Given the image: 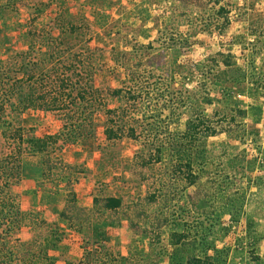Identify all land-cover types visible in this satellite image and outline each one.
I'll list each match as a JSON object with an SVG mask.
<instances>
[{
	"label": "rangeland",
	"instance_id": "rangeland-1",
	"mask_svg": "<svg viewBox=\"0 0 264 264\" xmlns=\"http://www.w3.org/2000/svg\"><path fill=\"white\" fill-rule=\"evenodd\" d=\"M31 47L76 70L75 106L8 115L52 138L0 132V264H264V0H0V60Z\"/></svg>",
	"mask_w": 264,
	"mask_h": 264
},
{
	"label": "trees",
	"instance_id": "trees-1",
	"mask_svg": "<svg viewBox=\"0 0 264 264\" xmlns=\"http://www.w3.org/2000/svg\"><path fill=\"white\" fill-rule=\"evenodd\" d=\"M43 34L44 36L48 35L45 32ZM39 36H41L43 42L44 37L42 33H39ZM47 42V48H52L55 46L53 44L58 43L56 38H54L53 41L47 40ZM61 56L62 55L55 54L52 51L42 52L41 50H35L34 47H31L15 56L13 61H9L10 63H7V65L0 60V132L2 137L8 141H17L21 145L23 142H26L29 149H32L30 153L34 152L38 154L42 152L47 147L48 140H51L52 137H46L47 141L35 136L29 137V135L24 138L22 133L23 130L20 127L14 129V127L8 123L7 118L8 115L13 112H22L28 109L61 111V109H72V107L75 106V102L70 100V96L72 89L71 78L76 70L74 69L72 71L71 69L73 67L70 65L67 67L65 66L66 74L64 71H60V66H58V64L63 62L60 58ZM94 91L93 86H86L78 94L77 100H87L90 92V98L94 99ZM121 94V89L112 91V95L115 98H119ZM67 99L69 101H67ZM65 102H68L69 106L66 104L62 107ZM75 110H78V108L76 107ZM64 116V128H68L69 130L72 128L73 137H82L85 133L83 131L85 130L84 124L87 116L82 115V113L78 114L76 111H72V113L67 112ZM203 119L204 118L197 117L190 120L187 123L185 135L189 134L199 139L200 134H213V132H215L213 128L206 127L208 129H204V126H200L202 124L199 120ZM119 120V117H117V120L110 119V121L107 120L105 123L106 128L104 129V135L107 140H114L120 137L122 129H118L122 128L123 124H120L121 122L117 123ZM202 123L204 124V122ZM20 149L23 150L22 147ZM161 152V148L154 149L151 155L154 162H159L161 160ZM119 206L120 200L112 197L106 198L104 203V207L107 209L116 210ZM45 259L49 260L48 258ZM187 264L212 263L193 257L187 261Z\"/></svg>",
	"mask_w": 264,
	"mask_h": 264
}]
</instances>
